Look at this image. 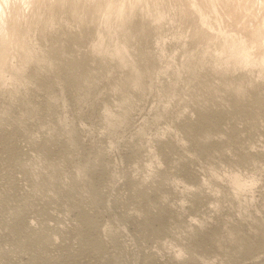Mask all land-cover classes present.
Returning a JSON list of instances; mask_svg holds the SVG:
<instances>
[{
	"label": "rangeland",
	"instance_id": "1",
	"mask_svg": "<svg viewBox=\"0 0 264 264\" xmlns=\"http://www.w3.org/2000/svg\"><path fill=\"white\" fill-rule=\"evenodd\" d=\"M22 2L0 264H264V0Z\"/></svg>",
	"mask_w": 264,
	"mask_h": 264
},
{
	"label": "bare ground",
	"instance_id": "2",
	"mask_svg": "<svg viewBox=\"0 0 264 264\" xmlns=\"http://www.w3.org/2000/svg\"><path fill=\"white\" fill-rule=\"evenodd\" d=\"M23 0H15V4H14V6H12L11 7V13H10V17L8 18V15H4L5 14V7L3 6L4 4H6L7 2H10L9 0H0V67L2 66V64H3V62H4V60L6 59L5 57H6V53H7V49H8V44L10 43V41H11V36H12V34H13V32H14V30H15V27H16V22H14V20H13V18H14V16H13V14H12V8L14 7L15 8V14H19L20 13V11H19V6H20V3L22 2ZM90 1V0H89ZM111 1V0H110ZM12 2V1H11ZM93 2V1H92ZM105 2H106V0H105ZM109 2V1H108ZM113 2V1H112ZM22 3H24V2H22ZM94 3V2H93ZM98 3V2H97ZM107 3V2H106ZM72 4H74V3H72ZM91 4V3H90ZM8 5V4H7ZM10 5H12L11 3H10ZM9 5V6H10ZM75 5V4H74ZM96 5V4H95ZM116 5V4H115ZM8 6V7H9ZM23 6V5H22ZM27 6V5H26ZM8 7H6V9L8 8ZM21 8V7H20ZM25 8V7H24ZM27 8V7H26ZM116 9H119L120 10V7H118V8H116ZM8 11V10H7ZM6 11V12H7ZM23 12V11H22ZM7 14V13H6ZM12 15V16H11ZM10 18H12L11 20H10ZM246 53V52H245ZM244 55V54H243ZM79 64L80 65H83L84 64V59H80L79 60ZM262 95V94H261ZM260 96V95H259ZM260 97H262V96H260ZM263 98H264V96H263ZM263 98H262V100L260 99V103H262V101H263ZM255 100H256V98H254ZM257 101H258V97H257ZM259 102V101H258ZM237 109H238V107H236ZM218 114V112H211V113H208V114H204V116H203V118L205 117V118H207V119H210V120H213V117L215 118L216 117V115ZM220 115V114H219ZM211 117H212V119H211ZM95 178V177H94ZM95 182V181H94ZM97 185H98V183H96ZM96 185V186H97ZM97 188H98V186H97ZM95 189V188H94ZM97 190V189H96ZM98 190H100L99 188H98ZM98 192H101V191H98ZM98 192L96 193V194H98ZM99 195H100V193H99ZM82 213V212H81ZM15 214H17V216H19L21 213H19L18 214V212L17 213H15ZM14 214V215H15ZM87 214V213H86ZM91 215V214H90ZM90 215H83L82 217H84V218H82V220L81 221H85V222H87V223H90L91 222V219L89 218V217H91ZM16 216V215H15ZM14 216V217H15ZM89 216V217H88ZM154 217H156V216H154ZM80 218H81V216H80ZM19 219V218H18ZM23 218H21V220H22ZM84 219V220H83ZM14 222V221H13ZM84 222V223H85ZM93 222V221H92ZM91 222V223H92ZM18 223V222H17ZM20 223H22V221L20 222ZM95 223V222H94ZM8 224H13V223H8ZM7 224V225H8ZM16 224V223H15ZM14 225V224H13ZM142 225V224H141ZM144 225H146V224H144ZM11 226V225H10ZM17 226V224L15 225V226H13V227H16ZM19 226V225H18ZM20 226H22V225H20ZM85 226H87V224L85 225ZM89 226V225H88ZM93 226V225H92ZM92 226H90L91 228H92ZM9 227V226H8ZM12 227V226H11ZM139 227V226H138ZM141 227V226H140ZM93 228H95L94 226H93ZM142 228V227H141ZM16 230H17V228H15ZM14 229V230H15ZM20 229V228H19ZM18 229V230H19ZM140 229V228H139ZM10 230V229H9ZM16 230L13 232V229H12V231L10 232V235H11V233H15L16 232ZM17 230V231H18ZM90 230V229H89ZM94 230V229H93ZM92 230V232L91 233H93L94 231ZM142 230H144V229H142ZM21 231H22V229H21ZM88 231V230H87ZM91 231V230H90ZM90 231H88L89 232V234H90ZM18 232H20V230L18 231ZM17 232V233H18ZM24 232H26L25 230H24ZM21 233L22 234H24V235H21ZM21 233H18V236H25L26 234L25 233H23V232H21ZM87 233V232H86ZM20 234V235H19ZM28 234V233H27ZM13 235V234H12ZM11 235V236H12ZM14 235H17L16 233L14 234ZM88 235V234H87ZM86 235V236H87ZM96 235V234H95ZM9 236V235H8ZM28 236V235H27ZM90 237L89 238H91V236L92 235H89ZM94 236V235H93ZM13 237V236H12ZM15 238L17 237V236H14ZM13 237V238H14ZM29 237H30V235H29ZM9 238V237H8ZM11 238V237H10ZM9 238V239H10ZM22 239H23V237H21ZM25 238H28V237H26L25 236ZM16 239H18V237L16 238ZM22 239H21V241H22ZM33 239V238H32ZM88 239V238H87ZM11 240V239H10ZM18 240H20V239H18ZM26 241H27V239H25ZM25 240H23V241H25ZM29 240L32 242H34L35 240L33 239V240H31L30 238H29ZM89 240V239H88ZM93 240H95V239H93ZM14 241V240H13ZM21 241H19V242H21ZM37 241V240H36ZM16 242V240L13 242V245H14V243ZM28 243L29 245L31 244V246L30 247H32V244H34L33 242L32 243ZM89 242H90V240H89ZM93 242V244H94V241H91V243ZM95 242H97L96 240H95ZM15 244H18V241H17V243H15ZM27 244V245H28ZM92 244V245H93ZM98 244H99V242H98ZM19 245V244H18ZM23 245H25V247L24 248H28V252H29V246L28 247H26V243L24 244V243H22L21 244V246H23ZM97 245V244H96ZM12 246V245H11ZM14 247H16V245H14ZM17 249H19L18 247H16ZM16 248H15V250H16ZM35 247H33V249H34ZM12 249V248H11ZM22 249V248H21ZM32 249V248H31ZM30 249V255H32V252L34 251H32ZM14 250V249H13ZM12 250V251H13ZM36 252V251H35ZM150 253V252H149ZM148 253V254H149ZM152 253V252H151ZM36 255V253H33V255ZM143 254V253H142ZM71 256V255H70ZM150 256H152V254H149V256L146 254V255H142L141 256V259H138L139 260V264H158V262H160V260H158V262H157V260H155V259H153V258H151ZM154 256V255H153ZM152 256V257H153ZM33 257V256H32ZM64 257V256H63ZM75 257V258H74ZM74 257H65V258H59V260L57 259V261H51V262H53V263H51V264H77L78 263V259H76L77 258V256H74ZM79 257V256H78ZM155 258H157V257H155ZM55 259V258H54ZM86 259V258H85ZM30 260H34V258L32 259V258H30ZM36 260V259H35ZM56 260V259H55ZM80 260V259H79ZM88 260V259H87ZM44 261L45 262H47V261H49V260H45L44 259ZM50 261H49V263H50ZM77 261V262H76ZM92 261V260H91ZM91 261H90V263H91ZM12 262V261H11ZM11 262H10V264H11ZM35 262V261H34ZM81 262H82V260H81ZM89 262V261H88ZM87 262V264H90V263H88ZM14 263V262H13ZM41 263H43V262H41ZM48 263V264H49ZM85 263V261L82 263V264H84ZM78 264H80V262L78 263ZM94 264V263H93ZM159 264H161V263H159Z\"/></svg>",
	"mask_w": 264,
	"mask_h": 264
}]
</instances>
